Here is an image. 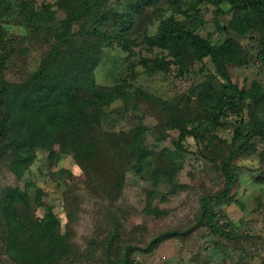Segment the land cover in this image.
Returning a JSON list of instances; mask_svg holds the SVG:
<instances>
[{"label":"rangeland","instance_id":"obj_1","mask_svg":"<svg viewBox=\"0 0 264 264\" xmlns=\"http://www.w3.org/2000/svg\"><path fill=\"white\" fill-rule=\"evenodd\" d=\"M249 1L0 0V264H264V21ZM68 13L80 133L18 131ZM166 21L215 55L161 37ZM21 130L23 154L8 149ZM211 213L244 238L214 235Z\"/></svg>","mask_w":264,"mask_h":264},{"label":"trees","instance_id":"obj_2","mask_svg":"<svg viewBox=\"0 0 264 264\" xmlns=\"http://www.w3.org/2000/svg\"><path fill=\"white\" fill-rule=\"evenodd\" d=\"M221 4L222 2L215 3V5H217L218 7ZM246 4L249 6V9L255 13L257 18H259L261 21H264L263 10L261 8L262 3L260 0L249 1ZM94 7V0H84V8L91 9ZM76 19L77 17L75 16V14L68 13L66 15L65 19L62 22V33L58 36V44L41 62L38 71L25 82L26 87H31L25 88V91L31 93L32 90L36 96H39V98H34L31 102L30 107L26 106L23 102L20 103V113L18 112L19 114L17 115V120L15 123L18 125V131L20 130V128L27 130L25 125L29 123L31 124V126L34 125L33 127L36 133L41 134L42 131L40 130V127L42 125L44 129H48L50 127V124H52V126H56L58 121L63 122L62 125L69 124L70 130L74 133L75 136L80 133V126L82 125L84 118V110L81 109V107L75 106L73 102L75 93L74 91H76L77 88H74L71 85L68 87H64V83H62L63 78L66 77L64 69L65 67L67 68V66L64 64L69 60H73V63L75 64L77 61V57L80 58V54L78 53L77 36L71 33V27ZM123 26H126V29H129V27L131 26V20L129 19L127 21H124ZM159 35L169 41L184 42L185 44L192 46L199 53L211 54L212 56L215 55V51L207 42L203 41L197 36H193L191 33L179 30L178 27H176V24L172 23L171 21H166L162 24ZM99 43L100 48L104 47L102 41H100ZM72 72L73 71H71L70 74ZM55 97L57 98L56 101L51 103L50 101ZM55 106L56 110L67 108L61 114V116L58 117V119H56L55 115L52 117L48 116V112H51L52 107ZM45 108L46 113L43 114V109ZM37 120H41L42 123L37 124ZM62 125L60 124L58 128L51 127L46 132L50 134H59L62 131ZM22 132L25 134V131L21 130L18 134V138L9 144L8 149L16 151L18 153L21 152L22 154L25 150L26 152H28L29 149H27L26 145H24L23 135L21 134ZM20 134L22 136H19ZM74 135L71 134L70 136ZM55 140L57 143L59 138L56 137ZM48 145L51 146L53 144ZM91 149L95 150L96 148L94 145H92ZM23 161L25 162L27 160ZM23 161L19 160L18 167L20 166V164H23ZM231 187L232 184L228 183L226 189L219 193L218 196L214 198H212L211 196H207L204 201L207 200L210 203H213L215 201L226 199L230 195ZM16 190L17 188L12 191V193L10 194V198L17 195ZM23 195L24 193H22V195L20 194V196L22 197ZM206 225L214 235L221 239L227 241H237L244 238L242 236H234L226 231L219 224L218 217L215 213H211L209 215ZM174 235H177V233L170 231L163 232L158 237L154 238L150 242V244H157L162 239L169 238ZM132 249L134 248L128 247V250Z\"/></svg>","mask_w":264,"mask_h":264}]
</instances>
